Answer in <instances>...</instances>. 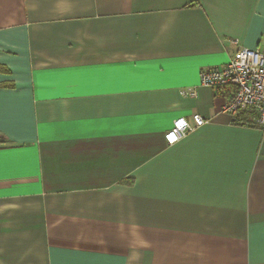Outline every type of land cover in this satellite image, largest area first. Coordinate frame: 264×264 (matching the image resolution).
<instances>
[{
  "label": "crops",
  "instance_id": "crops-1",
  "mask_svg": "<svg viewBox=\"0 0 264 264\" xmlns=\"http://www.w3.org/2000/svg\"><path fill=\"white\" fill-rule=\"evenodd\" d=\"M238 46L264 0H0V264H264L262 132L199 85Z\"/></svg>",
  "mask_w": 264,
  "mask_h": 264
},
{
  "label": "built area",
  "instance_id": "built-area-1",
  "mask_svg": "<svg viewBox=\"0 0 264 264\" xmlns=\"http://www.w3.org/2000/svg\"><path fill=\"white\" fill-rule=\"evenodd\" d=\"M199 85L227 93L221 112L231 118L237 117L241 110L250 109L252 127L260 129L264 138V50L238 46L223 66L201 69ZM181 94L195 97L196 90L185 89ZM192 121L193 125L185 117L176 118L163 135L165 143L173 145L207 122L199 114L192 115Z\"/></svg>",
  "mask_w": 264,
  "mask_h": 264
},
{
  "label": "trees",
  "instance_id": "trees-1",
  "mask_svg": "<svg viewBox=\"0 0 264 264\" xmlns=\"http://www.w3.org/2000/svg\"><path fill=\"white\" fill-rule=\"evenodd\" d=\"M252 112L250 109H244L241 110L238 114L237 117L232 118V122L237 125H248V126H253L252 122Z\"/></svg>",
  "mask_w": 264,
  "mask_h": 264
}]
</instances>
